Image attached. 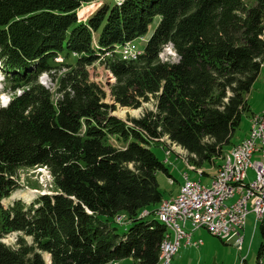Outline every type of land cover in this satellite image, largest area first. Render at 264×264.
Here are the masks:
<instances>
[{
    "label": "trees",
    "instance_id": "16d2710c",
    "mask_svg": "<svg viewBox=\"0 0 264 264\" xmlns=\"http://www.w3.org/2000/svg\"><path fill=\"white\" fill-rule=\"evenodd\" d=\"M91 1L0 0V61L11 89L28 85L0 106V264H156L167 231L154 213L164 198L158 172H170L151 144L167 135L201 167L226 152L251 109L247 94L264 63V0H103L79 17ZM153 21L142 52L124 58L119 46ZM168 42L177 60L161 58ZM97 59L117 76L113 103L90 77ZM63 67L55 90L38 81ZM149 100L154 107L141 116L110 113ZM39 163L56 189L4 202L19 186L18 168ZM145 208L155 215H141ZM120 213L130 219L123 231ZM261 229L259 258L264 218ZM12 230L17 239L3 240Z\"/></svg>",
    "mask_w": 264,
    "mask_h": 264
},
{
    "label": "rangeland",
    "instance_id": "374dc122",
    "mask_svg": "<svg viewBox=\"0 0 264 264\" xmlns=\"http://www.w3.org/2000/svg\"><path fill=\"white\" fill-rule=\"evenodd\" d=\"M103 0H93L84 5L88 9L85 17L81 16L80 8L78 10L79 17L87 18ZM249 4H253L255 0H246ZM155 28V21L150 25L149 31L135 39L137 46L140 49H144L148 37L152 34ZM162 59L177 60L179 55L175 51L172 42H168L163 46L160 53ZM65 56L59 54L57 59L61 61ZM66 59V58H65ZM90 70V77L93 80L99 82L106 90L105 100L109 103H113L114 97L112 94V87L117 81V76L110 68H108L100 59L95 60L88 65ZM63 67L59 71L55 69L51 71H43L37 78L39 82L44 85L56 89L57 80L60 73L65 70ZM54 71V72H53ZM6 70L0 63V106L6 105L15 94H19L28 85L21 86L18 89H11L12 83L6 78ZM11 75V74H10ZM250 110L243 112L242 120L237 126L235 132L231 136V140L224 147L225 151H229L233 148L234 144L241 140L248 134L251 127V114L252 112H259L264 109V63L260 70L258 77L252 85L250 91L247 94ZM153 100L144 101L139 107L121 105L117 103L115 109H111L110 113L118 117L127 119L129 116L137 117L141 116L147 109L153 108ZM164 142H154L151 144L157 155L165 162L169 168L170 175L163 169L159 170L158 178L160 181V187L163 190L164 197H169L172 193L179 191L181 185L186 180L185 174L191 179H201L202 183L211 184L214 174L217 171V165L220 162V156L215 158L214 162H205L201 165L205 173H200L197 168H192V163L188 160V151L176 142H171L167 137H164ZM166 156L168 159H166ZM19 181V186L14 192L5 198V202H11L14 198H23L28 202L31 201L38 193L53 192L56 189V183L54 175L45 164L23 165L18 168V174L16 175ZM250 176H253V171L250 169ZM173 180H172V179ZM236 196L227 199V202H232ZM150 209V208H148ZM143 211V210H142ZM124 214V213H123ZM151 216L154 213L149 214ZM124 217V216H123ZM255 214L250 212L247 216L245 228H241L242 233L245 234L242 247H238L233 241L225 240L217 235L212 234L206 228H202V236L204 238L203 244L200 247H193L191 251L186 252L182 257L180 264H264V256L259 258V249L262 240V220L255 223ZM125 218V217H124ZM120 230H126L130 225L129 217H126L124 222H118ZM18 231L12 230L2 237L7 242H14L17 239ZM31 239L30 236H27ZM183 251H178L177 257L173 258V264L178 262L179 255H182ZM47 260H50L49 254L45 253ZM118 264H134L133 257H125L117 259ZM179 263V262H178ZM50 264V261H49Z\"/></svg>",
    "mask_w": 264,
    "mask_h": 264
},
{
    "label": "built area",
    "instance_id": "2783aa9c",
    "mask_svg": "<svg viewBox=\"0 0 264 264\" xmlns=\"http://www.w3.org/2000/svg\"><path fill=\"white\" fill-rule=\"evenodd\" d=\"M122 52L125 58H135L142 50L127 42ZM250 120L248 134L220 157L211 184L191 179L186 173L179 191L162 198L154 209L167 226L156 264H172L183 244H201L202 238H191L192 231L200 227L242 247L245 234L241 228H245L248 214L254 212L256 224L264 218V109L252 112ZM190 166L196 168L193 164ZM197 169L205 173L202 167ZM234 196L232 202H227ZM151 213L152 210L145 208L141 215ZM123 216V213L116 215V220L124 222ZM105 264H118V260L111 259Z\"/></svg>",
    "mask_w": 264,
    "mask_h": 264
},
{
    "label": "crops",
    "instance_id": "0c3cea01",
    "mask_svg": "<svg viewBox=\"0 0 264 264\" xmlns=\"http://www.w3.org/2000/svg\"><path fill=\"white\" fill-rule=\"evenodd\" d=\"M255 112H256V111H255ZM166 159H168L167 156H166ZM252 171H253V170H252ZM171 179H172V178H171ZM178 190H179V189H178ZM173 194H175V193H172L171 195H173ZM171 195H170V196H171ZM188 226L190 227V222H188ZM202 228H205V227H200V228H197V229H195V230L192 231V233H191V238H192L193 240H195V239H199V238H202V239H203V242H204V238H203V236H202V231H203ZM206 229H207V228H206ZM207 230H208V229H207ZM203 242H202L201 244H203ZM201 244H199V245H194V244H187V245L183 244V245H181L179 251H183V252H182V255H179V256H178V258H181V259H178V262H179V263L177 262L176 264H180V261L182 260V257L186 254V252L191 251L193 247H200ZM174 257L176 258V257H177V254H175ZM172 262H173V259H172ZM134 264H135V261H134ZM172 264H173V263H172Z\"/></svg>",
    "mask_w": 264,
    "mask_h": 264
},
{
    "label": "bare ground",
    "instance_id": "6f19581e",
    "mask_svg": "<svg viewBox=\"0 0 264 264\" xmlns=\"http://www.w3.org/2000/svg\"><path fill=\"white\" fill-rule=\"evenodd\" d=\"M153 213V212H152ZM175 256V255H174Z\"/></svg>",
    "mask_w": 264,
    "mask_h": 264
}]
</instances>
